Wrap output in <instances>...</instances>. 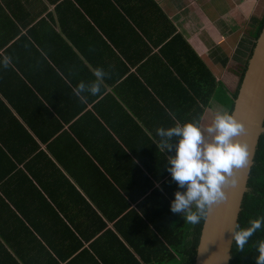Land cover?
I'll list each match as a JSON object with an SVG mask.
<instances>
[{
	"label": "crops",
	"instance_id": "1",
	"mask_svg": "<svg viewBox=\"0 0 264 264\" xmlns=\"http://www.w3.org/2000/svg\"><path fill=\"white\" fill-rule=\"evenodd\" d=\"M263 17L264 0H0V61L12 60L7 69L0 64V171L13 150L12 160L22 161L18 168L35 185L25 203L10 206L20 219L24 209L31 217L12 218L16 232L36 233L34 210L43 212L40 222L54 228L56 241L64 234L66 245L72 240L80 249L115 232L117 218L131 209L117 215L118 207L134 201L131 180L146 176L159 187L172 177L166 166L175 148L161 152L156 130L176 121L206 128L216 113L228 112L221 90H197V62L229 90L238 79L236 90L230 58L244 65ZM98 67L110 73L106 88L81 103L72 89L93 81ZM49 150H79L71 162L64 158L66 177L44 178L59 166ZM96 150H124L116 158L124 171L112 173L109 153ZM37 192L45 200L35 202ZM97 248L108 249L104 238Z\"/></svg>",
	"mask_w": 264,
	"mask_h": 264
},
{
	"label": "trees",
	"instance_id": "2",
	"mask_svg": "<svg viewBox=\"0 0 264 264\" xmlns=\"http://www.w3.org/2000/svg\"><path fill=\"white\" fill-rule=\"evenodd\" d=\"M263 26L264 17L253 27L255 41L246 63L232 70L239 75V84L235 91H230L221 82L216 83L214 81L213 83L214 79L211 77L205 65L200 61L197 62V90L201 89V92L205 91L206 95H215L217 89L221 90L228 98V101L224 100L223 103L230 114L233 111L234 101L238 95L248 61ZM89 60L91 59L88 57L87 61L89 62ZM203 71L211 78L212 82L210 84L206 85L204 83L205 74ZM96 151H99L102 155L107 154V152L109 153V150ZM123 151L112 150L109 153L110 157L107 160L113 159V162H107L109 164L107 169H112V173H121V171H124L125 168L117 166L118 162L116 161V158ZM49 152L55 160L54 163L59 166L53 164L49 173L44 178L47 177L46 180L51 179L60 172L66 177L62 170L67 166L64 158L67 162H71L72 160L69 159L70 155L74 157L75 155L73 153L79 152V150H72V152L71 150H65V152L49 150ZM13 154V150H6L5 161L0 171V194H4L9 202L4 203V199L0 196V203H4L2 206L9 212L6 213L4 211L3 215L2 208L0 209V238L4 242H0V264L195 263L196 249L205 220H202L200 224L194 226L185 222L183 214L179 215L171 212L170 206L175 199V193L177 191H186V188L180 189L178 184L172 180V177L168 181L161 182L159 187H155L153 181L146 176H142L140 182L138 178L131 180L127 186L128 191L134 197V201L130 199L132 201L130 204L125 202L122 206L118 207L117 215L129 207L131 209L126 210L117 218L114 226L115 232L107 231L106 234L98 238L96 243L92 244L89 248L80 249V246L77 244L76 246H71L70 243L72 240L66 245L64 243L66 235L64 234L59 241H56L53 237L54 228L52 229L50 225L45 227L40 222V219L45 217L41 210H34L33 224H30V226L34 225L36 233L33 234L27 231V234H19L16 232L15 227H12V218H16L20 223V220L27 221L31 217L26 215L27 211L24 209L22 212L23 216L20 219L10 206H15V200H24L25 203L28 192H32L35 185L33 183L31 184L28 178L18 168V163L22 161L12 160L11 156L13 157ZM74 159L76 158L74 157ZM158 168L156 165L154 170H150L153 174L152 176L155 178L156 169ZM166 172H169L168 169H166ZM113 190L117 194L116 189ZM35 195V202L44 199L43 194L40 192H37ZM137 200L139 201L136 203L135 201ZM108 206L109 201H105L102 211L108 212ZM85 207L86 210L92 211L87 204H85ZM262 215H264V134L259 141L254 165L248 181V192L244 196L238 224L242 228L248 227V221L250 219ZM65 233H70V229L66 228ZM28 234L31 235L29 236ZM41 236L45 241L44 243L39 242L37 238ZM103 238L108 244V249L101 250L97 248V245ZM13 239L17 241L12 243ZM261 239H264V229L258 231L252 237L248 245L245 246L244 251L238 250L234 241L231 264H256V257L259 255L256 251V246ZM15 246L17 247L16 249H14Z\"/></svg>",
	"mask_w": 264,
	"mask_h": 264
},
{
	"label": "clouds",
	"instance_id": "3",
	"mask_svg": "<svg viewBox=\"0 0 264 264\" xmlns=\"http://www.w3.org/2000/svg\"><path fill=\"white\" fill-rule=\"evenodd\" d=\"M11 63L9 56L0 61L5 69ZM93 76V81H80L72 89L81 103H87L86 93L94 97L101 95L110 73L98 67L94 69ZM245 132L244 123L227 111L216 113L213 122L206 128L198 122L181 124L176 121L175 126L156 130L159 137L156 147L161 152H171L175 148V155L168 156L166 166L172 180L180 189L186 188V191L175 193L171 212L183 214L185 222L195 226L206 220L215 206L227 201L225 188L238 183L236 171L249 163L247 144L236 139ZM262 229L264 215L250 219L248 227L242 228L237 224L232 229L237 249L244 251L252 237ZM256 251L259 253L256 264H264V239L258 241Z\"/></svg>",
	"mask_w": 264,
	"mask_h": 264
},
{
	"label": "water",
	"instance_id": "4",
	"mask_svg": "<svg viewBox=\"0 0 264 264\" xmlns=\"http://www.w3.org/2000/svg\"><path fill=\"white\" fill-rule=\"evenodd\" d=\"M231 114L246 127V132L236 139L247 144L249 163L236 171L238 183L225 188L227 201L215 206L205 220L194 264H231L232 229L238 224L259 141L264 134V26L248 61Z\"/></svg>",
	"mask_w": 264,
	"mask_h": 264
},
{
	"label": "rangeland",
	"instance_id": "5",
	"mask_svg": "<svg viewBox=\"0 0 264 264\" xmlns=\"http://www.w3.org/2000/svg\"><path fill=\"white\" fill-rule=\"evenodd\" d=\"M249 58V55H248V53H246L245 54V59H244V62H242V63H246V61H247V59ZM239 62H238V59L237 58H235V57H231L230 58V63H229V65H230V67H231V70H230V73L232 74V73H234L232 70H234V69H237V67H238V64ZM235 75V74H234ZM238 76V75H237ZM230 78H232L231 76H230ZM232 80H233V78H232ZM236 80V82L234 83V82H232V81H230V83H231V87L232 88H230V90L231 91H235L234 89H235V86H236V83H237V80L238 79H235ZM239 83V82H238Z\"/></svg>",
	"mask_w": 264,
	"mask_h": 264
}]
</instances>
